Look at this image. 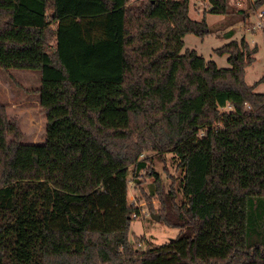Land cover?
Segmentation results:
<instances>
[{"label": "trees", "instance_id": "obj_1", "mask_svg": "<svg viewBox=\"0 0 264 264\" xmlns=\"http://www.w3.org/2000/svg\"><path fill=\"white\" fill-rule=\"evenodd\" d=\"M202 1L229 14L227 0ZM189 6L0 0V70L39 73L46 121L44 143L23 144L0 104V264H264V94L243 83L221 112L230 98L205 78L240 80L255 49L216 50L228 68L182 53L185 35L209 34ZM144 154L171 155L177 189ZM142 172L179 232L137 252L127 184Z\"/></svg>", "mask_w": 264, "mask_h": 264}, {"label": "rangeland", "instance_id": "obj_2", "mask_svg": "<svg viewBox=\"0 0 264 264\" xmlns=\"http://www.w3.org/2000/svg\"><path fill=\"white\" fill-rule=\"evenodd\" d=\"M229 14H210L209 5L202 0H190L189 17L193 21L204 20L209 29V34L204 37L187 34L183 38L182 53L186 50L195 51L206 61H212L218 68H228L227 59L230 54L218 55L216 50L225 45L241 41L247 44L243 53L255 49L252 55L253 62L245 68L242 78L227 77L217 79L206 75V81L213 92L223 91L230 98L220 107L221 112H228V106L234 107V99L238 96L241 84L254 86V92L264 94V28L259 30L256 25L262 19L258 15L264 13V5L256 8V0H227ZM232 36L227 37L229 32ZM241 50V48H240ZM40 87V76L37 71L25 70H0V104L5 107L8 120L13 123L21 134L20 141L23 144L42 145L45 139V117L39 108L36 91ZM239 100V99H238ZM237 106V105H236ZM229 112H234L231 110ZM144 159H150L148 165L159 174L164 181L166 188L170 184L177 189L175 181L179 177L175 163L171 155L166 154L163 160L153 154H144ZM174 178V179H173ZM128 178V204L137 209V219H132L128 240L137 252H143L148 247L160 246L175 238L179 232L177 229H170L161 222L159 200L149 197V185L154 183L155 178L147 177L144 172L137 177ZM146 196L149 200L146 199ZM135 213V212H134ZM151 215L158 216L159 221L151 218Z\"/></svg>", "mask_w": 264, "mask_h": 264}, {"label": "built area", "instance_id": "obj_3", "mask_svg": "<svg viewBox=\"0 0 264 264\" xmlns=\"http://www.w3.org/2000/svg\"><path fill=\"white\" fill-rule=\"evenodd\" d=\"M258 18L262 19V21L258 22V24L256 25V28L259 30H263V28H264V13L259 14ZM227 108L229 111L232 109V107H230V106H228ZM137 217L138 216L136 214L133 215V219H137Z\"/></svg>", "mask_w": 264, "mask_h": 264}, {"label": "crops", "instance_id": "obj_4", "mask_svg": "<svg viewBox=\"0 0 264 264\" xmlns=\"http://www.w3.org/2000/svg\"><path fill=\"white\" fill-rule=\"evenodd\" d=\"M216 77H219V78H217V79H224V77L225 76H216ZM227 77H230V76H227ZM38 96V95H37ZM38 104H39V99H38ZM39 108H40V106H39ZM41 109V108H40ZM42 111V110H41ZM45 117V116H44Z\"/></svg>", "mask_w": 264, "mask_h": 264}, {"label": "water", "instance_id": "obj_5", "mask_svg": "<svg viewBox=\"0 0 264 264\" xmlns=\"http://www.w3.org/2000/svg\"><path fill=\"white\" fill-rule=\"evenodd\" d=\"M151 218H153L156 221H159V217L158 216L151 215Z\"/></svg>", "mask_w": 264, "mask_h": 264}]
</instances>
